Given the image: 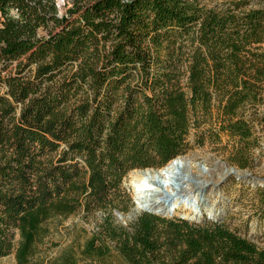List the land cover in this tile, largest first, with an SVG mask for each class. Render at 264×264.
Here are the masks:
<instances>
[{
	"label": "trees",
	"instance_id": "trees-1",
	"mask_svg": "<svg viewBox=\"0 0 264 264\" xmlns=\"http://www.w3.org/2000/svg\"><path fill=\"white\" fill-rule=\"evenodd\" d=\"M263 95L264 0H0V259L30 264L49 221L102 211L49 264H264L219 219L113 215L131 170L207 141L248 167Z\"/></svg>",
	"mask_w": 264,
	"mask_h": 264
},
{
	"label": "rangeland",
	"instance_id": "rangeland-1",
	"mask_svg": "<svg viewBox=\"0 0 264 264\" xmlns=\"http://www.w3.org/2000/svg\"><path fill=\"white\" fill-rule=\"evenodd\" d=\"M68 1L55 0L59 11H64ZM224 1L201 0L202 4L209 8H221ZM258 2L251 1L249 7L262 6ZM251 126L257 145L251 150L250 163L246 168H239L229 160L232 144L226 136H222L220 143L213 144L207 141L203 147L192 149L184 156L190 157L189 164H192L195 173L193 177L207 184L205 187H200L205 188V197L209 205H212L218 212L217 220L224 221L231 229L236 230L259 248L264 249V219L260 217L259 213L260 199L264 196L262 193L264 186L250 184L254 181L252 177L264 179V95L261 104L256 108L255 119ZM200 164L205 166L206 173L199 170ZM230 168H234L235 172L240 175L250 174V176L237 180L234 176L226 175ZM224 177L225 179L222 180ZM189 184V190L195 189L192 183ZM258 189L262 191H258ZM121 190L122 208L124 210L115 211L122 215V220L125 223L123 225H126L141 214L139 212L134 219H126L127 214L135 207V199L139 197L131 184L130 172L122 180ZM141 194H147V198L151 199L149 188H145ZM103 216L102 211L91 214L79 211L67 217H58L49 221L47 224L49 234L44 239L43 244L39 246L38 253L31 259L30 264H49L58 259L64 251L82 247L84 242L96 231ZM177 217L178 215H174L171 218ZM114 219L116 221L115 217ZM202 221H206V217ZM17 239L18 236H16ZM0 264H16L14 252L1 258ZM91 264H125V262L113 255L103 262Z\"/></svg>",
	"mask_w": 264,
	"mask_h": 264
},
{
	"label": "water",
	"instance_id": "water-1",
	"mask_svg": "<svg viewBox=\"0 0 264 264\" xmlns=\"http://www.w3.org/2000/svg\"><path fill=\"white\" fill-rule=\"evenodd\" d=\"M182 159H186V165H188L190 161V157L188 156H177L176 158L170 160L167 164L163 166L161 169L162 174L166 177L165 180H159L155 182L156 186H159L163 190V196L157 201V202H152L150 198L146 199L144 197H137L134 201L135 207L127 214L126 219L131 220L134 219L139 212H147L150 214H155L158 216L166 217V218H171V211H172V206L173 202L177 200L178 202H183L184 200L187 201L188 205H194L196 207H201V206H207L208 205V200L205 197V188L202 189L200 186H207L206 183H203L201 180H197L196 177L190 178L189 181L194 185L193 190H187L185 193H179L178 190H176L174 193H168L165 188L167 186L178 188L180 187V180H179V175H180V168L182 167ZM172 165H177V168L174 169L173 172L169 173L166 172L169 168H171ZM138 172H143V171H155L157 169L155 168H145V169H135ZM135 170H131L130 173L134 172ZM199 170L202 173H206L207 170L203 164L199 165ZM235 169L230 168L229 169V174H235ZM169 173V174H168ZM250 174H244V175H234V177L237 180H242L245 179L246 177H249ZM253 178V182L250 184L252 185H263L264 186V179L261 178ZM225 177L222 179L224 180ZM145 191V189H144ZM148 200V201H146ZM218 213V212H217ZM220 213V212H219ZM113 215L116 218V222H120L122 224H125L124 221L122 220V215L117 212L113 211ZM197 214H194L193 217H184L182 215L178 216L179 218L186 219L190 222H199L200 220L196 219L198 216ZM207 219H212L209 215H207Z\"/></svg>",
	"mask_w": 264,
	"mask_h": 264
},
{
	"label": "bare ground",
	"instance_id": "bare-ground-1",
	"mask_svg": "<svg viewBox=\"0 0 264 264\" xmlns=\"http://www.w3.org/2000/svg\"><path fill=\"white\" fill-rule=\"evenodd\" d=\"M181 161L183 165L180 168V175H179L180 187L174 188L167 186L165 190L168 193H174L176 190H178L179 193H185L187 190L189 191V185H190L189 179L192 178L195 173L193 171L192 164L190 165L188 163V165H186V159H182ZM176 168L177 165H172L171 168H169L166 172L171 173ZM234 173L236 175H240L237 172ZM235 174H229L228 171L226 173V175H230V176H234ZM165 179L166 177L162 174L161 170L143 171V172L134 171L131 173V184L133 185L136 194L139 197H144V198L146 197L147 199V194L144 195L141 193L144 191L145 188H149L150 196H151L150 200H152V202H157L161 197L163 191L159 186L155 185V182ZM194 214H197L196 216L198 217L196 219L198 220L205 218L207 215H209L213 219L218 218V214L216 210L212 205H209V203L207 206L196 207L194 205H188L186 200H184L183 202H178L177 200H175L173 202L171 216L182 215L184 217H190V216L193 217Z\"/></svg>",
	"mask_w": 264,
	"mask_h": 264
}]
</instances>
